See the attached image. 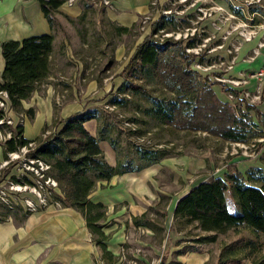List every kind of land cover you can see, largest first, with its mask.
I'll return each mask as SVG.
<instances>
[{"label":"trees","instance_id":"trees-1","mask_svg":"<svg viewBox=\"0 0 264 264\" xmlns=\"http://www.w3.org/2000/svg\"><path fill=\"white\" fill-rule=\"evenodd\" d=\"M37 1L50 29L55 30L59 24L56 13L67 0ZM97 2L99 6L106 8L101 0ZM156 5L157 0H150L148 5L150 14ZM81 6V17H84L86 9L95 8V2L82 0ZM228 6L234 15L245 17L241 8L232 4ZM163 9L170 10L168 6ZM249 12L254 15L259 13L261 17L253 16L250 20L252 25H259L264 21V10L259 6L250 5ZM142 17L143 15L141 19ZM141 19L130 27L117 24L116 30L118 33H130L135 27L140 28ZM182 19L184 18L180 19L172 11L160 12L158 18L151 23L150 33L138 44L123 69L125 76L118 93L111 94L105 105L123 109L133 98L139 97L149 103L143 111L145 114L174 131L206 132L228 143H247L255 138L264 137V133L258 128L259 124L249 117L250 110H256L260 116V110L256 105L249 104L246 111L241 109L239 112L234 111L230 104L223 102L216 95L207 78L192 68L200 54L186 52V49L193 48L201 42L198 41L195 32L186 38H173ZM165 33L172 35L162 37ZM53 40L54 33L51 32L21 40L0 41L4 59V67L0 71V88L7 91L12 110L17 114L26 115L28 119L33 118L34 109L31 107L25 109L22 101L29 99L35 91L41 90L40 86L50 72L49 56ZM154 77H157L161 87L174 95V98L159 97L152 93L148 82ZM226 90L237 95L239 91L233 87H227ZM103 107L86 106L62 120L61 126L49 136L42 138L40 135L33 139L37 141V146L28 153V157L40 159L50 165L47 173L57 180L60 190V194L56 193V198L63 207H72L82 213L94 243L102 255L110 258L112 256L105 244L108 235L103 231L108 208L100 202H92L89 198L90 193L97 187L99 181H108L114 175L140 170L159 162L167 154L164 149L157 148L159 145H156V148L151 146L148 148L145 143L131 142L133 153H130V157L127 155L119 159L117 155L120 140H117V137L123 130L109 119V112ZM53 111L55 115L57 113L55 103ZM92 120L98 122L95 136L86 127V123ZM126 121L137 124L138 119L133 117L127 118ZM55 122L61 123V120L54 119L52 124ZM47 129L48 125L44 124L41 134ZM129 131L133 134L137 129L132 128ZM23 133L24 126L18 124L12 128L11 137L0 143L3 160L8 159L9 152L16 151L20 146L32 141L25 138ZM141 138L143 137H139ZM101 141L108 142L114 151V165L106 159L100 145ZM136 159L144 166L140 163L133 165ZM11 165L13 164L8 167ZM24 178L29 181L28 178ZM10 179L18 180L15 174H11ZM159 196L160 201L149 208L158 216H150L149 211L134 216L132 223L135 226H146L156 234L165 229L162 219L167 214L165 206L171 196L162 193ZM28 214L30 213L22 212L18 208L11 210L0 203V221L9 216L22 221ZM181 221L188 224L196 223L200 231L207 233L195 240L198 243L215 242L217 234L242 226L264 234V168L250 166L242 172L235 162H231L227 164L222 175H209L198 181L176 200L172 225ZM238 241L240 240L222 247L219 264H229L233 261V250ZM185 252L186 249L182 248L177 254ZM166 259L163 253L159 264H165ZM254 264H264V254Z\"/></svg>","mask_w":264,"mask_h":264},{"label":"rangeland","instance_id":"rangeland-1","mask_svg":"<svg viewBox=\"0 0 264 264\" xmlns=\"http://www.w3.org/2000/svg\"><path fill=\"white\" fill-rule=\"evenodd\" d=\"M81 1L78 0L71 5L66 4L69 7L76 5L82 10ZM92 1L95 2V8L86 9L84 17H81L82 12L77 15L74 14L75 10L72 8L68 14L63 13V16H59L61 28L56 32L57 42L64 37L70 49L76 50L78 52L77 57H83L85 61L83 71L75 81L77 90L84 89L89 83L88 80L92 79L96 80L98 88H103L104 97L78 96L84 105L103 107L109 98H106L107 95L118 93V88L122 83L117 85L118 78H122L123 81L125 76L123 69L134 53L132 51H135L138 44L150 33L151 23L164 10L163 7L168 6L170 12L175 13L180 19H186V21L182 19L181 25L177 26L176 31L178 30L183 35L185 31L190 29L188 31V36H190L191 30H195L198 41L205 44L200 45L202 50L198 60L192 64V68L205 79L207 78L216 95L223 102L230 104L234 111L239 112V109L246 111L249 104L256 105L260 110V116L256 110H250L248 111L249 117L259 124L258 128L264 133L262 129L264 128V76L254 75L264 65V60L263 63L258 60L260 54L264 55L262 50L264 47V21L259 25H252L250 20L253 16L261 17H259V13L254 15V13L249 12L250 5H257L264 10V0H157L158 5L154 11H151L153 12L151 18L154 20L146 25L144 31L137 26L130 33H118L116 26L120 23L110 20L107 16L106 9H114L113 5L111 8H104L99 6L98 0ZM228 4L241 8L245 17L241 18L234 15ZM149 11L145 14H148ZM142 15L143 13L138 14L136 21H140ZM174 35L177 36V34ZM166 36V34L162 35V37ZM81 43H84L85 46H81ZM186 52H188L187 49ZM70 69H75V65L70 63V65L64 66L65 72L63 70L59 72L58 80H61V75L67 77V71ZM68 78L69 81L70 78ZM65 80L66 78H64ZM61 83H57L60 86L57 95L62 98L60 103H56V100L53 99V104H56L57 109L69 100L68 92H64L65 88ZM110 85L111 89L105 92L104 87L107 88ZM148 86L154 95L174 98V95L161 87L157 77L148 82ZM227 87L238 89V95L227 91ZM242 91L249 92L248 99L239 96ZM230 93L236 98L233 103L231 102L233 99L231 101L226 99V95L228 96ZM254 94L258 98H252ZM148 106L149 103L146 100L135 97L123 109L115 107L111 110L106 107L103 109L109 112V119L123 130L120 131V134L118 133L117 137V140H120L119 154L117 155L119 159L127 155L130 157V153H133L131 142L145 143L148 148L149 146L156 148V145H159L157 148L166 151L167 156L161 159L166 165L163 164L164 167L159 173L157 183L159 189L168 196L183 193L189 186L209 175H222L228 163L236 161L237 165V163L257 158L259 154H263L261 159L264 161V145H262L264 140L255 141L257 138L253 139L254 142L250 140L253 145H250L249 149L248 147L243 149L242 153L246 154L241 155V149L239 150L237 146L206 132L174 131L161 125L153 117L143 112ZM13 115L17 116L18 114L13 111ZM133 117L138 119L137 124L126 121L127 118ZM58 123L48 125L47 133L41 134L42 138L49 136L57 128ZM131 127L137 129L133 134L129 131L132 129ZM44 134L47 135L44 137ZM141 136L143 138L139 139ZM262 138L264 137L262 136ZM108 151L110 152L109 149ZM107 158L115 159L114 151L108 153ZM25 161L27 162L25 158L11 160L0 169L1 188L8 186L7 181L10 180L11 174L19 176L26 174L34 178L33 173L30 174L26 169L21 168ZM139 163L141 161L136 159L133 165ZM10 164L13 165L8 167ZM243 166L240 164L237 168H243ZM156 193L160 194L159 191ZM158 200L160 201L159 198ZM158 200L156 199V202H159ZM17 208L23 209L21 205ZM148 211H153V216H158L154 210L148 209ZM162 220L164 221V218ZM164 226L165 229L152 238L144 228L140 230L131 229L132 238L141 239L147 244L140 243V250L136 251V246L129 243V254L135 251L144 255L147 261H142L143 264H158L160 252L167 249L166 264H184L176 259L178 250L175 247H177L179 250L186 249L183 259L186 260L185 264H219L222 247L236 240L240 241L234 247L233 261L229 264H254L264 254V234L253 232L248 227L242 226L217 234L215 242L198 243L195 240L199 236L207 235V233L200 231L196 223L188 224L181 221L175 222L174 225L172 222L171 224L167 223Z\"/></svg>","mask_w":264,"mask_h":264},{"label":"crops","instance_id":"crops-1","mask_svg":"<svg viewBox=\"0 0 264 264\" xmlns=\"http://www.w3.org/2000/svg\"><path fill=\"white\" fill-rule=\"evenodd\" d=\"M149 2L150 0H113L114 9H106L107 16L110 20L129 27L136 21L138 14L148 12ZM70 8L75 10L76 15L81 13L78 6L69 7L64 3L56 13L59 24L52 31L37 0H0V41L21 40L32 35L54 33L52 51L49 56L50 72L40 86L42 91H35L29 99L22 101L25 109L30 107L34 109L33 118H26L24 121L23 134L27 139L33 140L39 137L43 125L52 124L54 119L61 120L57 126L59 128L62 120L89 106L84 105L79 97H104L103 88H98L94 79L88 80L89 83L84 89L77 90L75 81L82 73L85 61L83 57H77L78 52L70 49L64 37L57 42L56 32L61 28L59 16H63V13L68 14ZM82 45L85 46L84 43H81ZM262 50L264 51V47ZM258 57V60L263 63L264 55L260 54ZM70 63L75 65V69L67 71V77L59 76L61 80H58L59 72ZM3 67L4 59L0 50V71ZM64 78H66L65 81ZM59 81L65 88L64 92H68L69 100L57 109L54 115L53 99L59 93L58 87L60 86L57 84L60 83ZM121 82L122 78H118L117 85ZM104 89L105 92L109 91L111 85ZM109 96L107 95L106 98ZM86 127L95 136L98 122L89 121ZM100 145L108 162L114 165L115 159L107 158V154L113 152L108 142L101 141ZM262 155L259 154L257 158L237 163V166L244 165L239 170L244 172L250 166L264 168ZM1 161H3V151L0 146V163ZM140 164L144 166L143 163ZM163 164L166 165L160 160L137 171L114 175L108 181H99L97 187L90 193L89 198L92 202H100L108 208L103 231L108 235L105 244L112 257L102 255L80 211L72 207L59 209L48 207L28 214L22 221L12 216L0 221V264H143L142 261H147L144 255L135 251L129 254L128 246L131 243L136 246L135 250L139 251L140 243L143 245L147 243L142 242L141 239L132 238L130 231L144 228L151 238L156 233L146 226H135L132 218L143 214L158 203L156 199L160 197L156 191L165 194L159 189L157 183L159 173L164 167ZM190 187L183 193L170 197L165 206L167 214L164 221L162 220L164 225L171 224L176 200ZM152 212L150 216H153ZM175 249L179 250L177 247ZM163 253L168 257L167 249L162 250L159 254V263ZM153 254L156 255L154 252ZM185 254H177V261L185 264L186 260H183ZM166 262L167 259L165 264Z\"/></svg>","mask_w":264,"mask_h":264},{"label":"built area","instance_id":"built-area-1","mask_svg":"<svg viewBox=\"0 0 264 264\" xmlns=\"http://www.w3.org/2000/svg\"><path fill=\"white\" fill-rule=\"evenodd\" d=\"M73 2H75V0H67L66 3L71 5ZM112 2L113 0H101V3L104 4L107 8L112 7ZM154 4L155 2H153V5ZM163 12L169 13L170 10H163ZM153 20L150 13L143 14L140 29L144 31L146 25ZM189 30L190 29L185 31L183 35H181V32L177 31L176 33H174L177 34V36L173 35V37L177 39L180 37L186 38L189 35ZM194 31L195 30H191L190 35H193ZM165 34L167 36L172 35V33ZM200 45L205 44L198 43L195 47L187 48V50L188 52L199 55L200 51L202 50ZM254 75L264 76V65L261 66L260 70ZM239 96L247 98L250 96V94L249 92L242 91V94H239ZM252 98H258V96L254 94ZM54 99L56 100V103L59 104L62 98L61 96L57 95ZM226 99L227 101H231V99H233L231 101L232 103L236 101V98L233 97V94L231 93L228 94V96L226 95ZM105 107L109 108L110 110L114 108V106L111 105H105ZM26 118V115L22 113L18 114L17 116L13 115V110L10 105V98L8 96V93L5 89L0 88V143L5 142L11 137L13 127L18 124L24 126V121ZM125 124L127 125V123ZM262 129L264 130V128ZM46 135L44 134V137ZM256 140L263 141L264 138L259 137L255 139V141ZM252 141L254 142V140ZM252 141L247 143L231 142L230 144L237 146L239 150L241 149L240 154L243 155L246 154L242 153L243 149H247V147L249 149V146L253 145ZM36 146V141H29L27 144L20 146L16 151L9 152L8 159L3 160L0 163L1 169L6 166L11 160L25 158L27 159V162L25 161L21 168L26 169L30 174H34V178L26 174L20 176L16 175L18 180L13 181L10 179L7 181V187H0V203L7 206L11 210H14L20 205L23 207L21 211L27 213H32L48 207H54L57 209L63 207L60 200L56 198V193L60 194L58 182L55 178L47 173L50 165L40 159L28 157V153L34 150ZM251 151L254 152V150ZM24 177L28 178L29 181H27Z\"/></svg>","mask_w":264,"mask_h":264}]
</instances>
